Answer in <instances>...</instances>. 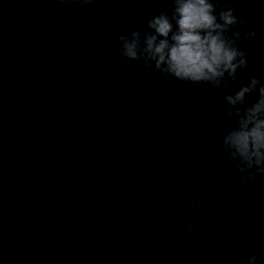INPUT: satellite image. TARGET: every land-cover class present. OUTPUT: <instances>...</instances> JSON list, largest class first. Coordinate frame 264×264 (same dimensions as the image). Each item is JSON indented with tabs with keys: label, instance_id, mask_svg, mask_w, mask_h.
<instances>
[{
	"label": "water",
	"instance_id": "obj_1",
	"mask_svg": "<svg viewBox=\"0 0 264 264\" xmlns=\"http://www.w3.org/2000/svg\"><path fill=\"white\" fill-rule=\"evenodd\" d=\"M222 3L257 32L235 91L264 81V4ZM152 16L0 41V264H264V176L228 183L217 150L224 92L120 63ZM193 188L226 211L191 208Z\"/></svg>",
	"mask_w": 264,
	"mask_h": 264
},
{
	"label": "clouds",
	"instance_id": "obj_2",
	"mask_svg": "<svg viewBox=\"0 0 264 264\" xmlns=\"http://www.w3.org/2000/svg\"><path fill=\"white\" fill-rule=\"evenodd\" d=\"M56 2L87 8L98 0ZM259 3L264 4V0ZM170 4L171 11L165 9L152 16L146 29L118 37L115 45L120 63H139L166 81L201 86L209 96L223 91L228 127L218 138L217 150L230 169L227 182L255 191L257 177L264 176V81L253 76L235 91L233 86L238 74L249 68V58L241 50L240 41L255 40L257 32L249 30L232 5L224 6L222 0H170ZM249 97L255 100L249 102ZM185 199L191 208L208 215L226 211L223 207H206L195 188L185 193ZM195 220V216L187 217L188 238L193 236ZM235 264H259V256L253 254Z\"/></svg>",
	"mask_w": 264,
	"mask_h": 264
}]
</instances>
